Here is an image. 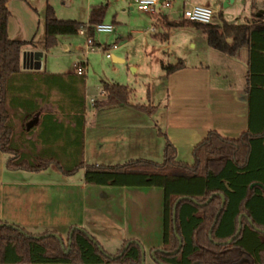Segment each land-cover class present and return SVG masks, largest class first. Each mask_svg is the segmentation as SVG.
<instances>
[{
    "label": "trees",
    "instance_id": "1",
    "mask_svg": "<svg viewBox=\"0 0 264 264\" xmlns=\"http://www.w3.org/2000/svg\"><path fill=\"white\" fill-rule=\"evenodd\" d=\"M6 1L0 0V150L8 154L5 165L40 170L52 163L66 175L82 168L85 183L160 187L161 242L149 248L158 264H264V16L231 22L218 14L219 23L163 18L166 28L200 29L209 47L227 55L247 47V126L238 136L207 130L192 146L190 163L175 157L164 133L159 161L136 157L93 163L83 160V74L22 71L20 48L32 39L7 35ZM104 12V4H91L82 22L57 17L46 3L44 48L56 44L57 34L77 33L83 25L91 36ZM161 66L169 73L183 64L176 59ZM51 91L58 96V111L39 114L38 99ZM101 92L102 97L92 100L94 108L129 104L131 88L126 84L102 81ZM131 105L145 113L154 110L149 103ZM14 116L20 121L17 129ZM33 117L36 121L26 127ZM34 124L36 130L29 133ZM140 256L141 244L135 239H124L111 254L82 227L70 226L63 239L54 230L29 232L0 220V264H140Z\"/></svg>",
    "mask_w": 264,
    "mask_h": 264
},
{
    "label": "crops",
    "instance_id": "2",
    "mask_svg": "<svg viewBox=\"0 0 264 264\" xmlns=\"http://www.w3.org/2000/svg\"><path fill=\"white\" fill-rule=\"evenodd\" d=\"M92 1L86 0V18L84 20L74 19L86 22L91 4H104L106 11V3ZM120 1L122 3L120 9H124L123 3H126L127 9H132L133 0ZM11 2L12 0L5 2L8 9ZM190 2L209 5L213 9L212 22L217 23H219L218 14L231 22H244L253 19L255 16L263 15L264 10L263 0H190ZM64 3L69 5V0H65ZM183 4L184 0H171L170 5L161 9L158 16L137 8L146 12L151 20L153 19L150 22L153 26H151L149 34L161 44L163 57L160 58V67L162 70V63H172L167 57L171 53L173 54L174 50L171 52L167 50L172 47L169 30L171 27H175L166 28L163 24V18L166 20L182 19L181 8ZM113 15L112 21L119 22L115 18L116 12H113ZM42 17L44 21V9ZM102 21H104V16ZM189 26L191 25H180V27ZM6 30L7 35L11 38L32 39L31 43L23 44L20 48L19 63L22 71L32 73L57 72L62 74L75 72L74 69L61 71L60 68H57L58 65L53 66L54 69L47 67L51 64L46 56L47 54H54L51 51L52 48H56L59 44L63 49L67 48L64 34L56 35L54 46L44 48L43 39L22 38L17 34L10 36L8 34V22H6ZM120 37L119 34H114V38L118 39ZM116 39L112 42H115ZM32 50L39 51L40 56L37 64L29 66L27 54L25 53ZM212 50L218 52L212 53L215 57L220 61H225L222 66L221 64L213 66V71H211V66L208 63L199 61L198 64H185L179 57L182 55L173 54L176 59L182 61L183 66L169 73L164 72L167 97L158 119L154 118V113L157 108H160V102H157V104L149 103L154 106V110L151 113H145L131 105L135 102L129 101V104L115 103L94 108L91 113L92 120L88 126L86 120V94L84 93V162L116 163L136 157L159 161L162 157L164 143L162 133H164L175 147V157L190 163L192 161V146L205 135L207 130L214 129L219 134L227 137L238 136L247 126V94L245 92L247 47L242 46L234 55H227L213 48ZM195 54L198 53L195 52ZM110 57L115 61L123 60V58L114 55L113 52ZM234 69L243 77L239 89H234V82L231 83L233 77L231 73L234 72ZM216 78H219V80H216ZM221 79L225 83L221 84ZM100 94L102 97L101 86ZM56 98H58L57 94L51 91L42 100L38 99L40 103L38 113L47 110L57 112ZM90 103L92 102L90 101ZM7 155V153L0 150V220L21 227L27 224H46L47 226L41 228L42 230L38 232L43 230L55 231L53 228L55 224L65 223L64 219L67 215L65 205L68 197L69 206L75 207L78 205L79 210L78 219L69 222V225L82 227L90 234L96 235V237V233H98L99 237L105 239L104 236H101L106 234L103 227L111 223L110 220H113L111 217H115L116 213L105 208L106 205L96 203V194L98 192L102 193V190L108 191L114 186H123L85 183L83 172L80 179L76 181L72 179L74 172L68 175L63 174L52 163L40 170L9 168L5 165ZM31 174L44 175L34 176ZM126 187H133V189L125 192H132V197L141 200L125 201L127 205L129 203L133 204V218L130 217V212L121 200L122 205L118 210L120 211L118 216L121 219L115 222L117 227L114 228L115 236L118 237L116 239L122 241L124 239H135L141 242L145 237L149 239L152 233L161 234V189L157 186ZM76 189L79 194L74 196L75 193L73 192H76ZM86 190H88V193H86ZM122 194L124 195V193ZM128 195L125 194V196ZM153 195L157 197L158 202L151 206L149 199ZM75 199H78L77 204ZM99 203L102 204L103 202ZM151 211H153V214ZM152 217H154L153 223L151 222ZM84 218H89L88 223L90 226L84 225ZM131 220L133 224H131ZM135 223L138 225L135 226ZM159 245L160 243L148 247Z\"/></svg>",
    "mask_w": 264,
    "mask_h": 264
},
{
    "label": "rangeland",
    "instance_id": "3",
    "mask_svg": "<svg viewBox=\"0 0 264 264\" xmlns=\"http://www.w3.org/2000/svg\"><path fill=\"white\" fill-rule=\"evenodd\" d=\"M65 0H12L9 6L8 22V34L14 36L17 34L22 38L33 37L35 40L43 39V9L46 2H48L56 16L59 18H77L84 20L86 18V0H69V5L64 3ZM103 1L106 3V11L104 14V21L112 24V31L110 32H97L93 31L90 36L93 39L94 48L92 50H86L85 48V36L86 33H73L64 34L63 37L66 40L67 48L63 49L59 44L56 48H52L53 55L47 54V60L51 65H47L49 68L57 66L61 71L73 70L74 64L81 60H84V93L86 94V120L88 126L91 123V113L94 107L91 106L90 98H100V86L102 81L119 82L128 85L131 88L129 101L138 103H151L157 104L160 102V108L154 113V118L158 119L165 99L167 97L166 90L167 84L164 78V71L160 67V58L163 57L161 53L160 42L152 37L149 32L151 30V23L153 19L148 17L146 12L138 10L133 4L132 9L126 8V3H123L124 9H120L122 5L120 0H93L92 2ZM113 12H116L115 18L119 22H113ZM264 16V10H263ZM114 34H119L121 37L116 39ZM169 37L172 42V47L167 51H173V54H180L182 61L185 64H198L199 61L208 63L213 71V66L224 65L225 61H220L212 53H218L212 48H209L205 43V37L200 29L194 26L171 27L169 30ZM116 44V48L111 52L114 55L123 58L122 61L112 60L111 57L104 55L102 46H107L112 41ZM54 46V45H53ZM52 47V46H51ZM195 52L198 54L196 55ZM118 54V55H117ZM171 53L168 56V60L175 62L176 57ZM135 68V69H133ZM54 69V68H53ZM75 71V70H74ZM233 76L231 83L234 82V89H239V84H242L243 77L239 75L238 71L234 69L231 73ZM219 80V78H216ZM221 84L225 83L221 79ZM19 112L18 109H16ZM18 117L12 118L14 128L17 129L20 125ZM156 121V119H155ZM37 126L34 124L31 127L29 133L36 130ZM89 130V129H88ZM115 162V161H114ZM82 168H78L73 173L72 179L78 181L82 176ZM31 175H44V174H31ZM113 187V186H112ZM161 189L160 187H157ZM125 189V190H124ZM133 189V187H118L114 186L108 191H101L102 193L96 194L95 201L99 205H106L105 208L116 213L115 217H111V223L104 225L106 234H102L105 239L92 234L99 243L106 249L108 253H114L116 248L121 245L122 240L116 239L115 236V222L121 219L118 216L120 213L119 208L122 205L123 200L125 207L130 212V217L133 218V204H125V201L132 202L133 200H141L132 197V192L126 193L125 191ZM83 192V191H82ZM162 192V190H161ZM74 196L79 194L76 189ZM88 193V190H86ZM124 193V195L122 194ZM69 194V193H68ZM83 194V193H82ZM125 194H129L125 196ZM87 198V195H86ZM65 205L67 215L64 219L65 223L61 222L54 225L55 231L64 239L67 235L68 225L71 221H76L79 216L78 205L75 207L68 204ZM76 200V204L78 199ZM150 205L157 204V197L154 195L150 197ZM99 202H103L102 204ZM146 210V209H145ZM153 214V211H151ZM154 217L151 218L153 223ZM84 225H89V218H84ZM131 224L132 220H131ZM130 224V225H131ZM137 226L138 224H134ZM46 224L38 225H23V228L29 232H38L45 228ZM70 226V225H69ZM75 226V225H71ZM79 227V226H78ZM42 228V229H41ZM104 231V232H105ZM119 235V234H118ZM99 237V238H98ZM142 247L143 264H158L148 251V246L159 244L161 242V234H151V237H146L138 241ZM156 247V246H154Z\"/></svg>",
    "mask_w": 264,
    "mask_h": 264
},
{
    "label": "built area",
    "instance_id": "4",
    "mask_svg": "<svg viewBox=\"0 0 264 264\" xmlns=\"http://www.w3.org/2000/svg\"><path fill=\"white\" fill-rule=\"evenodd\" d=\"M136 8L145 10L151 14L158 16L161 9L166 8L170 5L171 0H133ZM182 16L198 22H211L213 17V9L206 4L193 3L190 0H184V4L181 8ZM93 31L97 32H110L112 31V24L103 21H98L93 24ZM86 25L79 28L78 32L85 33ZM93 39L90 36H85V48L86 50H92L94 48ZM116 48L114 42L108 43L107 46H102L104 55L110 57L112 50ZM74 70L78 74L84 72V61H79L74 64ZM91 102L93 98L89 99Z\"/></svg>",
    "mask_w": 264,
    "mask_h": 264
},
{
    "label": "water",
    "instance_id": "5",
    "mask_svg": "<svg viewBox=\"0 0 264 264\" xmlns=\"http://www.w3.org/2000/svg\"><path fill=\"white\" fill-rule=\"evenodd\" d=\"M27 60H28V64L29 66H32V65H35L37 64L38 62V57L40 56V52L39 51H35V50H32V51H28L27 53ZM36 121V117H33L32 119L28 120L26 122V127H29L31 123L35 122ZM174 208H175V205L173 206V209H172V216L174 215ZM126 245V243H125ZM124 245V246H125ZM140 264H143V253H142V247H141V256H140Z\"/></svg>",
    "mask_w": 264,
    "mask_h": 264
}]
</instances>
